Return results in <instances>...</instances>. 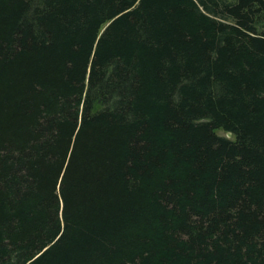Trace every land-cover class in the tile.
<instances>
[{"label": "trees", "instance_id": "trees-1", "mask_svg": "<svg viewBox=\"0 0 264 264\" xmlns=\"http://www.w3.org/2000/svg\"><path fill=\"white\" fill-rule=\"evenodd\" d=\"M0 264H264V0H0Z\"/></svg>", "mask_w": 264, "mask_h": 264}, {"label": "water", "instance_id": "water-1", "mask_svg": "<svg viewBox=\"0 0 264 264\" xmlns=\"http://www.w3.org/2000/svg\"><path fill=\"white\" fill-rule=\"evenodd\" d=\"M226 136L227 137H231V133L230 132H226Z\"/></svg>", "mask_w": 264, "mask_h": 264}, {"label": "rangeland", "instance_id": "rangeland-1", "mask_svg": "<svg viewBox=\"0 0 264 264\" xmlns=\"http://www.w3.org/2000/svg\"><path fill=\"white\" fill-rule=\"evenodd\" d=\"M219 133H220V134H224L222 131H219ZM225 135H226V133H225Z\"/></svg>", "mask_w": 264, "mask_h": 264}]
</instances>
